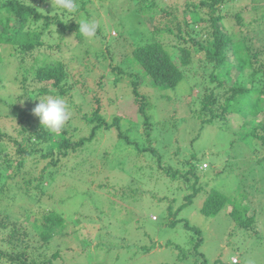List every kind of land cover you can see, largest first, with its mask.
Here are the masks:
<instances>
[{
    "label": "rangeland",
    "instance_id": "374dc122",
    "mask_svg": "<svg viewBox=\"0 0 264 264\" xmlns=\"http://www.w3.org/2000/svg\"><path fill=\"white\" fill-rule=\"evenodd\" d=\"M201 1L87 0L82 7V0H77L75 13L53 9L51 1L41 2L43 12L64 22L94 20L96 37L88 40L71 32L60 37L52 25L46 44L28 53L12 43L0 45V187H5L0 220L10 223L0 230V237H7L14 226L28 233L17 247L5 243L0 252L15 248L14 253L23 251L36 264L56 251L61 255L53 264H264V143L257 137L248 143L242 139L249 130L242 118L230 120L233 128L227 130L203 124L194 115L198 101L191 104V97L198 100L212 90L223 98L236 77L248 87L264 85V29L249 24L263 12L253 7L264 6V0H228L220 7L228 16L227 35L245 40L251 55V65L239 71L229 50L231 73L225 85L212 79V64L205 61L201 45L187 35L192 62L183 67L185 78L174 88L161 90L131 60L139 42L160 40L179 63L176 24L186 28L187 19L202 44L213 40L212 14ZM193 2L204 5L196 15L190 8ZM242 8L247 25L233 20ZM5 15L2 10L0 17ZM42 22L31 19L26 29H40ZM158 27L163 31L156 33ZM57 61H63L68 71L67 93L60 95L52 86L53 93L40 92L45 83L35 80L36 69ZM134 82L151 104L148 120L134 100ZM49 96L67 102L71 119L65 131L48 132L49 140L35 139L31 134L44 129L32 109ZM98 107L105 124L90 138L100 122L88 117ZM259 110L262 113L252 117L251 126L261 134L264 108ZM63 134L71 142L86 140L61 156L56 148ZM22 141L32 149L30 154L18 152ZM50 150L53 154L47 155ZM193 152L196 159L190 156ZM23 157L24 163L18 165ZM191 160L197 162L196 187L201 190L188 202L195 189L194 178L185 177ZM169 167L179 175L171 177ZM213 187L229 200L234 197L241 219L253 216V222L240 225L231 216V201L216 215L204 214L201 208ZM52 211L66 222L62 232L46 242L41 236L47 229L44 216ZM172 220L175 226L167 224ZM0 255V264H18ZM233 257L239 262L233 263Z\"/></svg>",
    "mask_w": 264,
    "mask_h": 264
},
{
    "label": "trees",
    "instance_id": "16d2710c",
    "mask_svg": "<svg viewBox=\"0 0 264 264\" xmlns=\"http://www.w3.org/2000/svg\"><path fill=\"white\" fill-rule=\"evenodd\" d=\"M48 1L51 0H38L37 3L34 4L27 3L25 0H0V12L2 10H5L6 12L5 16L0 17V45L3 43H12L13 45H18L21 51L28 53L29 51H33L38 47H43L46 44L47 39H49L53 33L52 31L54 27H51L52 25H55L57 33L60 37H64V35L71 32L76 33L77 36L81 38L82 35L78 30L79 21L71 19L69 22H64L61 18L51 16L50 14L43 12V9H41V2L45 3ZM227 1L228 0H212V2H209V0L201 1V3L206 4L210 9L212 14L210 16V19L212 20L211 27L214 29V39L207 41L205 44H202L201 40L198 39L197 36H193L194 33L195 35L197 34V30L188 27V24H190L189 19L185 20V24L187 26L186 28L182 27L181 22L176 24L177 37L181 42V45L179 43L177 48L180 58L179 63L173 59L170 52L160 40L139 42L131 54V60L134 64H139L144 75L148 76L161 90L174 88L185 78L186 73L183 67L188 66L192 62L193 50L190 45L187 44L188 40L185 37L187 35L190 36L192 42L201 45V49L206 54L205 61L212 64V79L217 80L219 83L218 86L225 85V83H227L225 80L226 75L231 71L227 66V64L230 63V59L227 55L229 50H231V56L236 62V67L239 71H242L246 66L251 65V55L248 52L249 47L245 43V40L235 41L233 40V36L230 34L227 35V31H225L224 20L227 19L228 16L225 17V15L222 14L220 7L228 4L229 2ZM75 2H77V0H75ZM81 3L82 7H84L87 0H82ZM201 3L193 2L190 4V8L193 10L195 15L200 10V7L204 6ZM253 8L261 9L263 12H261V14H259L254 21L249 22V24L254 25V29H264V6H254ZM242 11L243 8L240 11H237L234 14L233 20L235 18L240 24H246ZM214 13L218 14L216 15ZM31 19L35 21V23L43 21L39 24L41 26L40 29H26L28 28V22ZM201 19L202 18H199V21ZM166 28L173 31L170 26H167ZM203 29L204 28L202 27L201 31ZM155 30L156 33L163 31L160 30L159 27ZM257 54L258 52H255L253 56H257ZM138 74L140 73L138 72ZM67 77L68 71L63 61H57L54 63L50 62L41 65L36 69L35 73V80L40 83H45V86L39 89L40 92L53 93L51 89L52 86L53 88H58L60 95L67 93V90L64 88ZM141 77L143 76L141 75ZM133 94L134 100L139 106V111L146 117V120H148L150 117L148 110L151 107V104L146 101L145 97L141 94L137 82L133 83ZM191 94L192 93H190V95ZM221 95H219L218 91L212 90L210 93H205L201 99L197 100V98L191 97V104L198 101V108L196 107V111H194V113H196L194 115L198 117L203 124H217L220 129L225 130L233 128L230 120L234 119V117L238 119L242 118V125L249 127V130L245 132L242 139L248 143V139L257 137L264 143V133H257L256 127L251 126L252 117L262 111L259 109L264 108V106H261L264 104V85L248 87L236 77L230 93H224L223 98H220ZM88 119L89 121L100 122L99 125H95L93 127V132L90 136L91 138L95 129L101 124H105V120L99 112V107L93 112L91 117H88ZM234 133H237V131ZM31 135L35 136V139L49 140L48 131L46 130L35 131ZM24 139H27V137H24ZM85 140V138H82L79 142H71L70 139L63 134L62 140L56 149H58V153H60L61 156L66 157L70 151L69 149L76 150L85 142ZM15 141L17 142V140ZM18 152L23 153V155L30 154L32 149H30L27 143L22 141L19 142ZM53 152L54 150H50L47 155H51ZM153 152L157 153L155 149H153ZM190 156L192 159H196L195 152L191 153ZM57 160L58 157H55V164L57 163ZM24 161L25 158L23 157L19 160L18 165H22ZM188 162L189 170L185 173V177L188 178V175H190L194 178V183L192 185L195 187L193 194H189L192 195L187 199L189 202L192 201L191 199L193 195L197 194L201 190V187H196V184L199 181V177L195 173V169L198 167L197 162H195V160ZM166 171L171 177L179 175L178 170L172 169L171 167L167 168ZM4 189V186L0 187V194L4 191ZM228 201H231L234 206L231 211V216L236 218L240 225L247 227L253 222V216L248 217L245 220L241 219L239 214L241 210L237 205L238 203L236 199L233 197L229 200L228 196L217 187H213L211 189L210 194L204 200L201 211L206 215H216L225 207ZM244 210H247L246 206L244 207ZM44 219L46 221L45 224L47 225V229L41 233V236L47 242L52 239L56 233L62 232L63 224H65L66 219L61 213L56 211H52L48 215H45ZM167 224L175 226L176 221H168ZM8 227H10V223H7L5 219L0 220V230ZM187 227L193 228V231L196 233H201L200 230L195 228L196 226L194 227L187 224ZM8 233L9 235L7 237L4 236V234L0 237V246H4L5 243H8L11 246L17 247L20 242L25 241L26 238L24 236H28L27 231L22 230L18 226H14V228L9 230ZM79 234L84 238V234L82 232ZM197 246H199V244ZM14 250L15 248L8 252H3V250H1L0 254L4 253V255H6L10 261L14 263L36 264L35 262H30L28 260L29 257L27 253L23 251L14 253ZM60 255L61 252L59 253V251H56L51 256L46 258L45 261L41 262V264H53V259L58 258ZM0 258H3V256L0 255Z\"/></svg>",
    "mask_w": 264,
    "mask_h": 264
},
{
    "label": "clouds",
    "instance_id": "9594fccd",
    "mask_svg": "<svg viewBox=\"0 0 264 264\" xmlns=\"http://www.w3.org/2000/svg\"><path fill=\"white\" fill-rule=\"evenodd\" d=\"M51 4L53 9L63 10L68 13L77 11L75 0H51ZM78 23L79 33L84 38L93 40L96 37L98 25L94 20L89 21L82 18ZM32 112L39 118L41 127L53 134H59L72 115L67 102L59 96H49L43 100L39 99V103L32 109Z\"/></svg>",
    "mask_w": 264,
    "mask_h": 264
},
{
    "label": "built area",
    "instance_id": "2783aa9c",
    "mask_svg": "<svg viewBox=\"0 0 264 264\" xmlns=\"http://www.w3.org/2000/svg\"><path fill=\"white\" fill-rule=\"evenodd\" d=\"M234 263L238 262L239 259L237 257H233V260H232Z\"/></svg>",
    "mask_w": 264,
    "mask_h": 264
}]
</instances>
